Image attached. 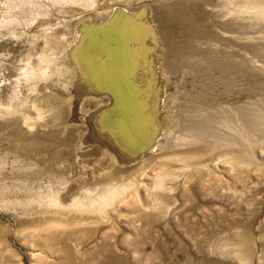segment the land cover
<instances>
[{
	"label": "rangeland",
	"instance_id": "374dc122",
	"mask_svg": "<svg viewBox=\"0 0 264 264\" xmlns=\"http://www.w3.org/2000/svg\"><path fill=\"white\" fill-rule=\"evenodd\" d=\"M170 1L0 0V264H264V0ZM113 52L125 113L78 78ZM123 129L125 159L91 140Z\"/></svg>",
	"mask_w": 264,
	"mask_h": 264
},
{
	"label": "bare ground",
	"instance_id": "6f19581e",
	"mask_svg": "<svg viewBox=\"0 0 264 264\" xmlns=\"http://www.w3.org/2000/svg\"><path fill=\"white\" fill-rule=\"evenodd\" d=\"M170 1V0H169ZM222 2H223V0H221ZM170 2H172V1H170ZM227 2V1H226ZM225 2V3H226ZM228 2H230V1H228ZM180 3V2H179ZM172 4V3H171ZM224 3H222V5H223ZM230 5V4H229ZM173 6H176V3H175V5H173ZM225 6H228V4H226V5H224V7ZM177 7V6H176ZM224 7H223V10H224ZM228 8H230V7H228ZM225 11V10H224ZM227 11H230L229 9L227 10ZM226 11V12H227ZM222 13V12H221ZM233 13V12H232ZM231 13V14H232ZM175 14V13H174ZM248 14V13H247ZM221 15H224V14H221ZM229 15V14H228ZM227 15V16H228ZM234 15V14H233ZM236 15V14H235ZM249 15V14H248ZM226 16V15H225ZM225 16H222L224 19H227L228 17L226 16V18H225ZM232 16V15H231ZM230 16V18H228L230 21H228L229 22V24L230 25H232V26H235L234 25V23L232 22V21H237V18L236 19H232V17ZM125 17V16H124ZM182 17V16H181ZM235 17V16H234ZM249 17V16H248ZM121 18V17H120ZM187 18V17H186ZM252 18V17H251ZM255 18V21H254V23H256V21H258L259 19H261V22L262 21H264V14H262V15H260L258 18H256V17H254ZM190 19L191 18H189L188 17V20L190 21ZM227 19V20H228ZM238 19H240V18H238ZM245 19H247L246 17H245ZM244 19V20H245ZM248 19H250V18H248ZM253 19V18H252ZM251 20V19H250ZM188 21V22H189ZM192 21V20H191ZM249 21V20H248ZM186 22H187V19H186ZM186 22L184 21V23L186 24ZM225 22V21H224ZM238 22V21H237ZM243 22V21H242ZM247 22V21H246ZM245 22V23H246ZM251 22H252V20H251ZM192 23V22H191ZM190 23V24H191ZM239 23H240V21H239ZM229 24H227L226 23V25L227 26H229ZM237 24V23H236ZM252 24H253V22H252ZM192 25V24H191ZM190 25V26H191ZM225 25V24H224ZM223 25V27L224 28H226V26H224ZM238 25V24H237ZM240 25V24H239ZM261 25L262 26H264L262 23H261ZM260 25V26H261ZM247 25L245 24V27H246ZM250 26V25H249ZM248 26V27H249ZM222 27V28H223ZM231 27V26H230ZM229 27V28H230ZM239 27H241V26H239ZM188 28V27H187ZM235 28H236V26H235ZM127 29V28H126ZM190 30V32H191V30H193V31H196L194 28L193 29H188V30H186L185 32H184V38H190L191 39V41H192V39H194L193 37H191L189 34H188V31ZM224 31L226 30V29H223ZM228 30H230V29H228ZM262 30V29H261ZM126 31L127 30H125V29H123L122 28V32H121V34L120 35H122V34H125L126 33ZM233 31H234V29H233ZM232 30L231 31H229V32H233ZM238 31V30H237ZM237 31H236V33H237ZM228 33V32H227ZM230 33V34H231ZM235 33V34H236ZM232 34H234V33H232ZM231 34V35H232ZM238 35V34H237ZM236 35V36H237ZM240 35V34H239ZM239 37V36H238ZM242 37H243V35H242ZM115 39L116 38H118L117 36H115L114 37ZM183 38V39H184ZM244 39V38H243ZM187 40V39H186ZM185 40V43L188 41H186ZM236 39L234 38L233 39V41H235ZM179 41V40H178ZM183 41L184 40H180V42H179V44H178V47L179 48H182V50H179L177 53H179V55H177V56H182L181 57V59L180 60H182L183 59V61L188 57V54H187V50H185V44L183 43ZM209 41V40H208ZM245 41H246V37H245ZM211 42V41H210ZM242 42V41H241ZM247 42H248V40H247ZM218 43H220V44H224V45H227V43H225V41L224 42H222L221 41V39L219 40V42ZM109 45V44H108ZM182 46V47H181ZM185 46V47H184ZM212 46V45H211ZM209 48V47H208ZM211 48V47H210ZM209 48V49H210ZM84 49V48H83ZM96 49V48H95ZM99 49V48H98ZM123 49V48H122ZM214 49V48H213ZM222 49V48H221ZM193 50V49H192ZM218 50V49H217ZM128 51V50H127ZM223 51H225V50H223ZM222 51V52H223ZM189 52V51H188ZM215 52L216 51H214L213 52V54H215ZM218 52H219V50H218ZM226 52V51H225ZM78 53V52H77ZM88 53V52H87ZM92 53H94V52H92ZM115 52H113V53H109L108 54V56H109V58H112L113 60H118V61H113V62H111L112 64H110V65H112V67H114L115 69H113L114 71H115V73H113L112 71H110V75H105L104 76V74H103V79H102V81L100 82V83H93V82H87V79H88V76L87 77H85L83 74H85L86 75V72H88V71H86V70H84V69H82L85 73H83L82 75V77H80V76H78V78H79V80H81V81H84V83L83 84H81L83 87H86V89H88V87L91 85L92 86V84H95L96 86H98V87H100V85H101V89H104V91L105 92H108V93H111V94H113L115 97L113 98L112 97V99H113V105H112V108H114V109H116V110H119V112L120 113H125L126 111H127V109H128V105H127V103L128 102H126V99H125V97H124V94L125 93H127L128 92V88H130V86H129V83L126 81V87L125 86H123V84H122V82L123 81H125V80H123V78H121L122 76H121V69H122V67L121 66H125V64H126V62H127V58H129V57H127L126 55H124V54H122V53H119V52H117V54H114ZM224 53V52H223ZM75 54V53H74ZM82 54V53H81ZM90 54V53H89ZM95 54H98V53H95ZM95 54L94 55H88V57H86L89 61L92 59V57H95ZM190 54V53H189ZM218 54H220V57L222 56V58H218L217 56H214L217 60H219V61H221V62H224L223 60H227L228 58H226L227 57V55H226V57L224 56V55H222L221 53H218ZM226 54H227V52H226ZM123 55V56H122ZM216 55V54H215ZM192 57H194L193 56V54L191 55ZM122 57V58H121ZM191 57V58H192ZM205 57V56H204ZM229 57V56H228ZM73 61H74V63L76 62L77 63V65L76 64H74V63H72L71 65L73 66L74 65V74H76V72H77V68L79 67V66H81L84 62H86V61H84L83 59H81L80 57H76V58H71ZM200 59V58H199ZM212 59V58H211ZM125 60V61H124ZM214 60V59H213ZM72 61V62H73ZM93 62V61H92ZM91 61L89 62L90 63V65H89V63H88V66H87V69L89 70V72L91 71V73H90V76H92L93 74H96V73H102L101 72V70H98L99 68L97 67V65L98 64H95V63H92ZM105 62L107 63L108 62V59H107V61L105 60ZM104 62V63H105ZM215 62V61H214ZM217 62V61H216ZM220 63V62H219ZM102 64V63H101ZM217 64V63H216ZM222 64V63H221ZM70 66V65H69ZM78 66V67H77ZM83 66V65H82ZM75 67H77V68H75ZM93 67H96V71H93L92 69H93ZM121 67V68H120ZM83 68H85V67H83ZM124 68V67H123ZM109 71V70H108ZM225 73V72H224ZM228 73V72H227ZM108 76L110 77L109 79H108ZM118 76V77H117ZM90 78V77H89ZM126 78V77H125ZM104 79H106L107 81H105ZM89 80V79H88ZM99 80V79H98ZM90 81V80H89ZM92 81V80H91ZM90 83V84H89ZM123 88V89H122ZM262 98H264V97H262ZM261 98V99H262ZM260 101V100H259ZM262 102H264V99H263V101ZM261 103V102H260ZM122 104H125V106H122ZM262 104V103H261ZM75 106V105H74ZM263 106V105H262ZM264 107V106H263ZM125 111V112H124ZM77 113V112H76ZM75 115V114H74ZM110 116L112 115V113L111 114H109ZM106 121V120H105ZM118 121H119V124H121V121H120V119H118ZM128 121H129V119H128ZM242 121V120H241ZM102 122V121H101ZM107 125V127H110L109 125H111V124H106ZM116 126H118V125H116ZM240 126V127H239ZM238 127H239V129L236 131V135H233L232 133H229L228 135H230V134H232V135H230V136H226L227 138H229L231 141H232V139L234 140V138L235 139H237L238 140V142H234V141H232L235 145L237 144V145H241V148H242V146H248L247 144H248V142L250 141H248V137H250L251 136V131H252V129H254L253 128V126L254 125H252V123H250L249 121H247V120H244L243 119V121L241 122V124L239 125ZM264 125H262L261 127L262 128H264L263 127ZM237 129V128H236ZM118 130V129H117ZM116 130V131H117ZM124 130V132L123 133H121L120 135H117V133H116V135L114 136V137H111L110 139H108L107 137H106V135H105V133L103 134H101L100 136H98V137H91V140L93 141L94 139H96V141H103L104 143H106L107 145L109 144L110 145V147L109 148H111L112 150V152H114L116 155H118L119 156V158L121 157V158H123V159H125V157H127L128 156V153H127V151L126 150H124L122 147H123V145H125L126 143H135V142H138V141H141V139H142V135L141 136H139L137 133H135L134 134V132H131L130 130L128 131V130H125V129H123ZM260 130H262V129H260ZM91 131H92V129H91ZM94 131V130H93ZM121 131V130H120ZM115 132V131H114ZM127 132H129L131 135H133L134 137H132V136H129L128 134H127ZM230 132H232V131H230ZM262 133H263V131H261ZM95 133V132H94ZM228 133V132H227ZM253 133V132H252ZM93 134V133H92ZM227 135V134H226ZM264 136V135H263ZM240 138H242V139H240ZM106 139V140H105ZM240 139V140H239ZM101 143V142H100ZM229 143V142H228ZM247 149H248V147L247 148H245L244 149V155L243 156H245V157H247V159H249L250 161L252 160V156L250 155V149H248L249 151H248V153H246V151H247ZM198 150V149H197ZM233 150V149H232ZM131 152V151H130ZM182 152V151H181ZM196 152V151H195ZM185 153V152H184ZM179 155H181L180 154V152L178 153ZM171 155V154H170ZM189 155V154H188ZM172 156V155H171ZM170 156V157H171ZM182 157L183 156H186V155H181ZM193 156V155H192ZM242 156V157H243ZM167 158L169 157L168 155L166 156ZM189 157V156H188ZM180 158V157H179ZM185 160H187V158L186 157H183ZM181 159V158H180ZM157 160V159H156ZM155 161V160H154ZM253 161V160H252ZM32 165H34V164H32ZM31 165V166H32ZM152 166V165H151ZM34 168V167H33ZM28 170V169H27ZM145 173V172H144ZM71 174V173H70ZM143 175V174H142ZM59 182V181H58ZM67 182H69L68 180H67ZM123 183V182H122ZM126 183V182H125ZM64 185V184H63ZM58 186V185H57ZM61 187V186H60ZM66 187V186H65ZM124 188V187H123ZM58 189V188H57ZM52 190V189H51ZM63 190H64V188H63ZM62 190V191H63ZM45 192V191H44ZM69 192H70V190H69ZM62 193V192H61ZM60 193V196H62V198L60 197V196H58L55 200L54 199H52L53 201H49L50 203H49V206L51 207L52 206V208L54 207V209H55V211H52V214L51 213H49V214H51L52 216L51 217H49L48 216V214H47V216L49 217L48 219L50 220L52 217H54V216H56V218L58 219V218H61L60 217V215L61 216H63L62 214H65V213H63L62 212V210L64 209V208H68V207H73V206H76L77 208L80 206L81 207V204H77L76 205V201H74V203H73V205H70V203H69V205H65L64 203V201H65V198H63V194H61ZM87 193V192H86ZM85 193V194H86ZM113 193V192H112ZM118 193H120L119 191H118ZM56 194V193H55ZM89 194V193H88ZM58 195V194H57ZM101 195V194H100ZM114 195H116V192H115V194ZM113 195V196H114ZM119 195V194H118ZM41 196V195H40ZM50 196V195H49ZM106 196V195H105ZM47 197V196H46ZM116 197V196H115ZM111 198V197H110ZM121 198V197H120ZM119 198V199H120ZM60 199V200H59ZM85 199H86V197H85ZM111 199H113V198H111ZM117 199V198H116ZM122 199V198H121ZM92 200V199H91ZM28 201V200H27ZM30 201H32V200H30ZM38 201H39V199H38ZM79 202V201H78ZM81 202H83V201H81ZM85 203V202H84ZM93 203V202H92ZM107 203V202H106ZM41 204V203H40ZM46 205V204H45ZM48 205V204H47ZM83 205V204H82ZM87 205V204H86ZM90 205V204H89ZM48 206V207H49ZM96 206V205H95ZM101 206H102V204H101ZM36 207V206H35ZM38 207V206H37ZM44 207V206H43ZM80 207H79V209H80ZM83 207V206H82ZM93 207V206H92ZM91 207V208H92ZM34 208V207H33ZM41 208V207H40ZM58 208V209H57ZM43 209V208H42ZM46 209H47V207H46ZM49 209V208H48ZM96 209V208H95ZM98 209V208H97ZM96 209V210H97ZM52 210V209H51ZM50 209L48 210L49 212L51 211ZM38 211V210H37ZM47 211V210H46ZM75 211V210H74ZM73 211V212H74ZM79 211V210H78ZM99 211V210H98ZM100 211H101V209H100ZM32 212V211H31ZM35 212V211H34ZM88 212V211H87ZM44 213V212H43ZM69 213V212H68ZM34 214H36V213H33V215ZM39 215V214H38ZM38 215H37V217H38ZM41 215L43 216V214H42V212H41ZM41 215H39V217L41 216ZM46 215V214H45ZM44 215V216H45ZM67 215V214H66ZM73 215H75V216H77L76 215V212H74L73 213ZM36 216V215H35ZM33 217V218H31V220H29V222H25V223H31V225H39L40 223L42 224V225H45V223H46V221H44L45 219H44V216H43V219L44 220H40V218L38 219L37 217ZM41 216V217H42ZM34 218H35V220H34ZM45 218H47V217H45ZM55 218V217H54ZM56 218H55V220H56ZM52 220V219H51ZM59 220V219H58ZM61 220V219H60ZM40 221H44V222H40ZM53 221V220H52ZM52 221H50V222H52ZM57 221H55V223H56ZM82 222V221H81ZM47 223H49V221H47ZM52 223H54V222H52ZM83 223V222H82ZM47 226V225H46ZM53 226V225H52ZM38 258V257H37ZM38 260L39 261H41V258H38Z\"/></svg>",
	"mask_w": 264,
	"mask_h": 264
}]
</instances>
